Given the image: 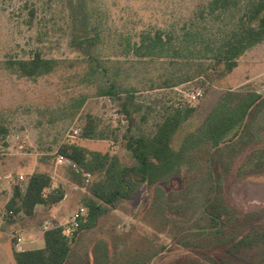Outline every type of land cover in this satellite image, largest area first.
<instances>
[{
  "label": "rangeland",
  "instance_id": "rangeland-1",
  "mask_svg": "<svg viewBox=\"0 0 264 264\" xmlns=\"http://www.w3.org/2000/svg\"><path fill=\"white\" fill-rule=\"evenodd\" d=\"M208 1L0 0V124L9 129L5 143L0 142V264H16L19 236L24 247L23 230H7L9 226L39 223L43 231L52 220L44 213L6 217L1 195L11 198L14 185L27 176L47 173L53 180L51 189L62 186L68 194L67 200L55 206H43L46 211L64 215L69 207L85 208L90 188L100 176L60 165L61 146L75 143L116 155L123 165L131 166L135 161L127 148L129 134L152 135L171 108H195L178 137L179 148L186 133L195 131L230 92L257 93L263 98L237 140L222 145L210 162L204 153L189 155L181 173L160 184V190L143 185L130 200H120L115 207L104 205L97 222L70 240L66 264L198 260L201 254L195 250L202 239L196 233L209 223L203 209L215 197L220 181L242 211L264 206V165L256 167L252 161L264 152V42L242 56L224 78L214 74L212 81L197 78L178 85H174L177 78L192 76L195 67L169 59L140 58L127 50V41H135L141 32H180ZM79 14L87 16L91 35L100 38L91 56L72 45ZM35 53L55 60L54 71L28 78L11 67L12 62L29 60ZM109 88L114 89L113 96L101 95ZM89 118L96 121L104 139L81 136ZM70 219L55 217L52 222L64 226ZM204 260L203 264H214Z\"/></svg>",
  "mask_w": 264,
  "mask_h": 264
},
{
  "label": "trees",
  "instance_id": "trees-1",
  "mask_svg": "<svg viewBox=\"0 0 264 264\" xmlns=\"http://www.w3.org/2000/svg\"><path fill=\"white\" fill-rule=\"evenodd\" d=\"M242 3L241 0H210L199 7L180 32L164 29L141 32L135 41H127V50L140 58L169 59L175 64L185 62L195 67L196 73L177 78L174 85L197 78L212 81L214 74L224 78L238 66L242 56L264 42V0ZM74 29L73 47L91 56L100 38L97 34L91 35L87 16L77 15ZM56 64L55 60L35 53L29 60L12 62L11 67L24 77L35 78L51 73ZM167 85L173 87V84ZM101 95L113 96L114 89H105ZM262 100L257 93L244 96L228 93L195 131L186 133L179 148L176 142L195 108H171L156 125L154 134L127 136V148L135 161L131 166L123 165L116 155L90 151L75 143L61 146L60 154L75 163L80 171L100 176L90 188L91 196L85 200L87 216L80 230L97 222L105 212L104 205L115 207L120 200H130L143 185L160 190V184H167L181 173L189 155L204 153L208 162L212 161L215 151L242 134L249 115ZM8 134L9 129L0 124V142L5 143ZM81 136L105 138L92 118L87 120ZM252 161L256 167L264 165V152ZM52 182L47 173L34 172L15 184L5 206L6 217L19 214L30 217L38 206L52 207L62 202L65 190L62 186L51 189ZM222 183H217L215 197L203 209L208 225L196 233L202 239L195 248L201 258H184L176 264H203L204 259L214 264H264V206L249 213L242 211ZM44 241L42 249L15 251L16 264H66L71 245L62 227L46 231Z\"/></svg>",
  "mask_w": 264,
  "mask_h": 264
},
{
  "label": "crops",
  "instance_id": "crops-1",
  "mask_svg": "<svg viewBox=\"0 0 264 264\" xmlns=\"http://www.w3.org/2000/svg\"><path fill=\"white\" fill-rule=\"evenodd\" d=\"M3 204L8 203V201L10 200V196L8 194L6 195H1ZM68 199V194L65 195V199ZM69 212H65L66 214L62 215L59 214L58 212L54 211L53 209H50L49 211H46V208H43V206H38L35 214L34 215H40L41 213L44 214H50L49 216L52 218V220H49L50 222H54L55 217L57 218H62L64 216H67L68 218H71L72 214L74 212H76V209L73 207H69ZM58 211V209H57ZM24 225L19 226L20 223H14L11 226H9L8 229L12 230L14 229V227L16 229H22L23 230V234H24V247L22 250H35V249H42L45 246V241H44V232L42 231V229H40L39 223H36L35 225L33 224H29L28 222H24ZM19 226V227H18ZM39 226V227H38ZM18 227V228H17ZM2 227H1V222H0V232L2 231Z\"/></svg>",
  "mask_w": 264,
  "mask_h": 264
},
{
  "label": "built area",
  "instance_id": "built-area-1",
  "mask_svg": "<svg viewBox=\"0 0 264 264\" xmlns=\"http://www.w3.org/2000/svg\"><path fill=\"white\" fill-rule=\"evenodd\" d=\"M193 98L195 99V96ZM58 163L60 165H64V166L77 167V165L75 163H73L70 159H68L62 155L59 156ZM20 179H23V177H20ZM85 217H86V209L81 208V209L77 210L76 212H74V214L71 216L70 221L66 225L63 226L60 224H54L53 222L49 221L43 226V232L45 233L46 231H48L52 228L62 227L63 235L68 240H72L77 235V233L80 231L81 223L83 222ZM22 243H23V238L21 236H19L17 238V244H16L18 247V251H21L23 249Z\"/></svg>",
  "mask_w": 264,
  "mask_h": 264
}]
</instances>
